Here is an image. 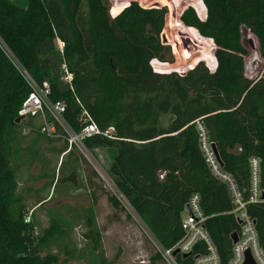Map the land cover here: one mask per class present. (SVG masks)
<instances>
[{"label":"trees","instance_id":"obj_1","mask_svg":"<svg viewBox=\"0 0 264 264\" xmlns=\"http://www.w3.org/2000/svg\"><path fill=\"white\" fill-rule=\"evenodd\" d=\"M193 6L181 13L177 25L185 28L179 32L194 38V30L214 42V71L203 61L185 73L153 69L156 60L171 62V48L162 40L170 25L166 7H143L132 0L112 17L109 0H28L25 8L0 0V264H69L83 259L87 249L95 254L96 264L117 260H109L103 250L92 207L72 209L71 216L64 217L71 220L50 218L40 229L35 208L21 205L19 166L40 162L45 167L48 158L37 142L24 144L25 120L17 121L18 110L31 87L3 44L36 82L49 81L50 98L66 102L65 117L76 130L81 110L76 97L99 128L115 127V138L96 135L85 144L95 155L113 150L107 173L162 247L169 249L181 239L186 204L198 193L220 262L230 264L232 234L240 226L227 184L206 162L196 121L203 122L223 171L234 178L244 198L249 197L253 156L260 160L264 191V70L257 78L246 76L248 50L242 32L246 26L256 36L264 60V0H198ZM57 40L63 43L74 91L51 74L47 54L56 49ZM35 121L29 119L28 127L45 137ZM67 148L66 143L61 151ZM74 161L79 172L78 156ZM77 164L66 178L70 188ZM44 167L43 175L56 179V172ZM96 175L88 173L85 179L93 189ZM56 184L50 187L53 192ZM107 199L114 208L123 207L117 196ZM247 211L264 252V203H249ZM77 220H82L87 242L83 249L77 248L73 229L67 226ZM200 252H205L202 244L192 255H177V260L194 264ZM161 258L156 253L151 264Z\"/></svg>","mask_w":264,"mask_h":264},{"label":"rangeland","instance_id":"obj_2","mask_svg":"<svg viewBox=\"0 0 264 264\" xmlns=\"http://www.w3.org/2000/svg\"><path fill=\"white\" fill-rule=\"evenodd\" d=\"M20 7H27L28 0H13ZM132 0H109L110 13L116 16L124 7H126ZM143 7H166L167 15H171L169 28L166 32H162V40L171 48V53L168 58L171 62H161L156 60L152 64L156 71L160 66L163 71H176L178 73H185L192 69L198 62L203 61L209 69L215 66L214 51L216 45L208 38L202 37L197 31L192 30L196 37L189 38L186 34L179 32V29L185 28L178 26L180 15L188 6L194 7L193 2L198 0H136ZM195 9V8H194ZM244 26L243 43L248 50L246 63L254 61L256 72L253 76H248L251 79L257 78L264 70V60L259 51V43L256 36ZM250 33V34H249ZM254 38H253V37ZM63 43L60 40L56 41V49L48 52L47 58L50 65L52 76L58 83L68 88L69 85L62 80L64 58L60 51ZM27 121L22 122L23 134L25 136L24 144H31L37 142L39 145L49 147V141H42L44 137L39 136V132L28 127ZM38 124L37 121H35ZM50 139V138H49ZM63 145V139H60ZM47 142V144H46ZM76 157L79 158V176L76 179L73 188H78V199L67 197V187L71 186L66 182L67 163L64 160L56 168V161L53 164L51 160H46L45 167L40 162L33 165L21 164L19 166V189L18 192L22 196V206L27 209H32L40 199H43L50 187L56 184L54 197L46 202L44 205L36 208V218L40 222V229L48 226L50 218H62L71 220V218H64L69 216L72 204H82L83 207L93 208L98 224L100 226L103 236V250L109 260L117 257L115 264H151L152 258L158 253V245L155 237L150 232L144 221L122 204V208H114L107 200V195H115L116 190L109 182L111 176L107 173L108 165L112 160L113 150H100L97 155L93 154V158L103 168L96 170L95 165L87 160L80 151L74 150ZM51 157V156H49ZM52 159V158H51ZM94 161V160H93ZM43 167L47 172H56V179L46 178L43 175ZM100 169V168H99ZM95 172L97 175L93 177V187L86 185V177L88 173ZM56 181V182H55ZM71 187V188H72ZM69 187L68 190L71 189ZM41 191V192H40ZM34 207V208H35ZM76 223H69L67 226L73 229V239L76 241L78 249H83L87 245L82 233L84 228L82 220H77ZM97 258L94 253L88 249L84 251L83 259H76L69 264H96ZM155 264H168L164 258L158 259Z\"/></svg>","mask_w":264,"mask_h":264},{"label":"built area","instance_id":"obj_3","mask_svg":"<svg viewBox=\"0 0 264 264\" xmlns=\"http://www.w3.org/2000/svg\"><path fill=\"white\" fill-rule=\"evenodd\" d=\"M2 47L31 87V92L24 99L18 110V116L24 120L34 119L39 121L41 124L40 132L45 137L55 140L63 139L68 145L66 153L71 150H78L87 160L95 165L97 171L102 170L105 172L93 158L92 151L86 146L85 140L96 135L113 139L116 137L115 127L108 126L105 129L99 128L91 113L83 106L78 97H76L81 109L76 118L77 125L79 124L80 129L76 130L65 117L66 102L64 100H52L50 98L51 85L49 81L42 83L36 82L10 50L4 44ZM60 51L63 52V45H61ZM62 80L74 91L73 74L65 64H63ZM196 123L206 162L212 173L227 184L234 205L232 213L240 226L239 230L236 231L237 241L233 242L230 264H245L247 252L250 253L253 264H264V252L260 245L258 230L255 221L247 211V205L249 203H264V191L261 187L260 178V160L254 156L250 159L249 197L246 200L243 192L237 187L234 178L223 171L212 144L208 139L203 122L197 120ZM109 182L113 185L118 198L124 206L131 210V205L116 187L113 180L110 179ZM31 214L32 210H29L26 221L30 220ZM206 219L207 217L204 215L201 206V196L198 193L192 194L186 204L185 212L181 219V227L184 232L181 239L169 249L162 247L157 242L158 252L168 264H179L177 255H173L174 251L178 250V255L180 256L188 253L192 255L194 248L199 244L203 245L205 252H200L194 256V264H221L217 249L206 228Z\"/></svg>","mask_w":264,"mask_h":264},{"label":"crops","instance_id":"obj_4","mask_svg":"<svg viewBox=\"0 0 264 264\" xmlns=\"http://www.w3.org/2000/svg\"><path fill=\"white\" fill-rule=\"evenodd\" d=\"M205 17H206V13H205L204 18H201V19H205ZM215 68H216V64H215L214 68L210 69V70L214 71ZM42 141H44V142L45 141H49V147H46V146L42 145V148H43L42 151L44 152L45 156L48 159H50L51 161H53L52 162L53 164L56 161V168L59 166L61 161L65 160L67 165H68L67 166L68 168H67L66 172H67V174L70 175L72 166L77 164V162L74 161V159L77 158L76 155H75V151L72 150V154L71 155L69 153H66V150L61 151L63 149L64 145L66 144V142L64 140H63V143H64L63 145H60L62 140L47 139V138L44 137V140H42ZM46 144H47V142H46ZM49 156H51V157H49ZM76 174H77V176H75L74 179L70 180V181H72L73 185H75L74 181L76 179H78V164H77V173ZM68 189L69 188H67V191H66L67 193L66 194H70V195H67V197L70 196V197H73V199H78V188H73L72 187L70 190H68ZM54 193H55V191L53 192V190L48 191V195L46 194V196L43 197V199L46 198V200L44 201L43 205L54 197ZM35 206H37V205H34V207ZM38 207H40V206L38 205ZM38 207H35V210ZM79 207H83V206H82V204H78L77 203V204H72L71 207H69V209H74V208H79ZM71 214H72V211L70 212L69 216H67V217H70Z\"/></svg>","mask_w":264,"mask_h":264},{"label":"water","instance_id":"obj_5","mask_svg":"<svg viewBox=\"0 0 264 264\" xmlns=\"http://www.w3.org/2000/svg\"><path fill=\"white\" fill-rule=\"evenodd\" d=\"M249 31H250V29H249ZM245 67H246V76L247 77L248 76H253L255 74V72H256V66L254 64V61H250L249 63H245ZM248 78H250V77H248ZM21 120H22V118L21 117H18L17 121L20 122ZM212 147H213V150H214V152L216 154V157H217L218 161L220 162V159H219V156H218V153H217L216 146L213 144ZM237 238H238L237 237V233L234 232L232 234V240H233V242H236L237 241ZM178 254H179V251L178 250L174 251V253H173L174 256H176ZM189 255H191V253H188V254L183 255V257L189 256ZM245 264H253V260H252V257H251V255H250L249 252H247V254H246Z\"/></svg>","mask_w":264,"mask_h":264}]
</instances>
